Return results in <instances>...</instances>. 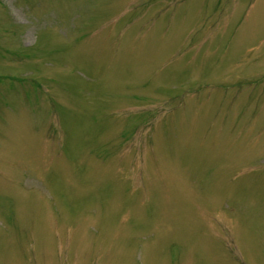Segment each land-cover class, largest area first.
Here are the masks:
<instances>
[{"label": "rangeland", "instance_id": "obj_1", "mask_svg": "<svg viewBox=\"0 0 264 264\" xmlns=\"http://www.w3.org/2000/svg\"><path fill=\"white\" fill-rule=\"evenodd\" d=\"M0 264H264V0H0Z\"/></svg>", "mask_w": 264, "mask_h": 264}]
</instances>
